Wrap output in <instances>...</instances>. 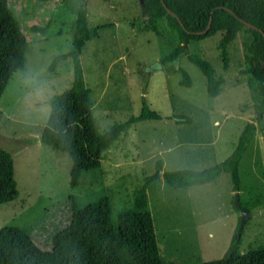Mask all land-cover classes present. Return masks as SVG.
I'll return each mask as SVG.
<instances>
[{
  "label": "rangeland",
  "instance_id": "374dc122",
  "mask_svg": "<svg viewBox=\"0 0 264 264\" xmlns=\"http://www.w3.org/2000/svg\"><path fill=\"white\" fill-rule=\"evenodd\" d=\"M8 6L28 48L24 69L14 73L0 97V147L13 155L18 190L14 200L0 204V228L18 226L41 250H50L53 235L70 222V196L78 207L109 196L115 219L130 206L144 178L155 174L158 160L163 171L209 168L232 153L244 124L253 121L236 192L254 214L242 228L238 251L264 244V94L252 75L241 72L251 39L247 31L228 43L226 67L217 48L222 33L188 44L190 53L223 78L211 96L206 76L185 55L160 61L178 44V36L165 16L155 20L160 35L146 26L143 0H8ZM79 9L91 28L106 26L80 55L98 130L137 116L143 102L162 117L128 124L103 151L101 165L82 171L71 186V157L37 139L50 112L48 100L73 78L69 57L53 67L52 62L71 47ZM178 67L189 73L190 86L180 84ZM173 114L188 121L176 123ZM234 195L227 172L214 182L175 189L158 171L147 203L163 264L221 258L237 237L240 212Z\"/></svg>",
  "mask_w": 264,
  "mask_h": 264
},
{
  "label": "trees",
  "instance_id": "16d2710c",
  "mask_svg": "<svg viewBox=\"0 0 264 264\" xmlns=\"http://www.w3.org/2000/svg\"><path fill=\"white\" fill-rule=\"evenodd\" d=\"M175 13L168 14L165 6ZM143 0L142 15L146 26L160 35L156 17L165 16L167 25L178 36V44L161 57L162 63L175 61L185 55L206 76L207 92L214 96L223 78L218 76L212 65L197 53L188 51V44L222 33L217 48L223 66H227V45L241 30L250 34L246 66L242 73L250 74L264 94V0ZM239 18L258 29L248 28ZM209 19L210 27L207 28ZM106 27L91 28L86 12L79 9L75 19V30L71 47L57 55L52 67L69 57L72 62L73 78L68 88L48 100L50 112L39 140L55 149L68 153L72 164L70 185L78 183L82 171L101 165L103 151L119 136L128 124L144 119H160L162 116L149 109L143 102L141 112L126 122L114 124L99 131L93 116L90 88L85 81L80 55L86 42ZM28 42L20 30L17 19L8 6V0H0V97L14 73L23 70L26 62ZM180 84L190 86L191 77L182 67ZM176 123L188 121L181 115H172ZM255 123L244 124L232 153L222 162L209 168L195 171L180 169L163 171L162 162H156V171L147 176L144 183L134 192L131 204L117 214H111V199L104 195L83 207L71 201V219L68 225L52 237V248L41 250L32 236L14 225L0 228V264H163L151 212L147 203V191L151 181L162 171L164 182L175 189L214 182L223 173L230 175L232 190L239 191V163L246 151ZM32 140H28V142ZM18 195L14 177L13 155L0 147V204L14 200ZM240 200V199H239ZM240 204L246 209L243 203ZM247 210V209H246ZM239 224V221H238ZM237 224V226H238ZM240 237L231 239L221 258L197 264H264V244L246 252L238 251Z\"/></svg>",
  "mask_w": 264,
  "mask_h": 264
},
{
  "label": "water",
  "instance_id": "95a60500",
  "mask_svg": "<svg viewBox=\"0 0 264 264\" xmlns=\"http://www.w3.org/2000/svg\"><path fill=\"white\" fill-rule=\"evenodd\" d=\"M162 3H163V0H161ZM163 5L165 6V4L163 3ZM166 8V11L168 14H171V15H174L175 16V13L170 10L169 8ZM241 22H243L248 28H252V29H258L256 26H254L253 24L243 20L242 18H239ZM210 24H211V19H209V22H208V25H207V28L203 31H200L199 33L200 34H203L209 27H210ZM162 173V171H160V174ZM239 193L238 192H235V195H234V207L240 212V222H239V225H238V231H237V238L240 237V233L242 231V228L246 222V219L253 215L254 213H249L246 209H244L242 207V205L240 204V200H239Z\"/></svg>",
  "mask_w": 264,
  "mask_h": 264
},
{
  "label": "crops",
  "instance_id": "0c3cea01",
  "mask_svg": "<svg viewBox=\"0 0 264 264\" xmlns=\"http://www.w3.org/2000/svg\"><path fill=\"white\" fill-rule=\"evenodd\" d=\"M38 141H40L39 139H37ZM36 142V141H35ZM41 142V141H40ZM163 164V163H162ZM190 187V186H189ZM238 222V221H237ZM237 224V223H236Z\"/></svg>",
  "mask_w": 264,
  "mask_h": 264
}]
</instances>
